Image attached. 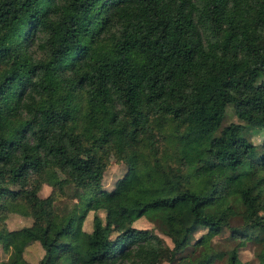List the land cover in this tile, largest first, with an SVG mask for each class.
Here are the masks:
<instances>
[{
    "label": "trees",
    "instance_id": "trees-1",
    "mask_svg": "<svg viewBox=\"0 0 264 264\" xmlns=\"http://www.w3.org/2000/svg\"><path fill=\"white\" fill-rule=\"evenodd\" d=\"M249 128L264 135V0H0V213L21 201L43 225L28 233L38 264H160L142 215L171 253L207 229L182 264H249L211 247L224 226L264 264V138ZM111 153L127 170L106 191ZM66 187L77 200L58 205ZM90 210L105 217L85 231Z\"/></svg>",
    "mask_w": 264,
    "mask_h": 264
},
{
    "label": "rangeland",
    "instance_id": "rangeland-1",
    "mask_svg": "<svg viewBox=\"0 0 264 264\" xmlns=\"http://www.w3.org/2000/svg\"><path fill=\"white\" fill-rule=\"evenodd\" d=\"M229 122L239 123V120L235 117L231 108H227V114L224 118V124ZM247 137L255 144H261L264 135L262 131H258L255 128H249ZM127 168L124 163L117 160L114 154H109L106 161V166L102 172V185L106 191L113 189L115 187L118 178H121ZM23 183V182H22ZM21 183V184H22ZM26 183L23 184V186ZM22 186V187H23ZM51 192V186L43 184L39 194L45 196ZM73 188H65L64 192L60 195L61 198L57 204L58 205H71L72 202L76 201L77 198L73 196ZM95 214L100 215L102 218L105 217V211L90 210L85 215L82 221V229L85 231H90L92 228V218ZM230 224L233 226H239L241 220L239 218H233ZM135 227H149L157 234L161 235L164 239V245L162 248L165 251L164 257L160 264H182V259L184 255L188 254L190 247L195 245L198 239L207 233L205 227H199L194 231L195 238L191 242V246L185 248L181 251H175L171 253L172 245H174L172 238L169 235L162 234L156 225L150 222L147 215L139 216L133 222ZM43 230V225L41 223H34L33 218L27 213L26 206L21 201H10L0 213V264H12L13 259L17 255H22L23 257L31 262L32 264H38L39 258L43 254V249L37 240H30L29 232L34 234H39ZM26 231V232H25ZM231 229L224 226L222 231L210 238L211 247L214 250H223L229 247H237V255L241 262H248L249 264H257L258 261L255 256L254 248L256 242L251 240L246 243L239 245L237 238L232 237L230 234ZM223 260H215L214 264H223ZM60 264H81L78 256L75 254H68L61 261Z\"/></svg>",
    "mask_w": 264,
    "mask_h": 264
}]
</instances>
